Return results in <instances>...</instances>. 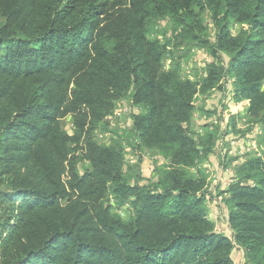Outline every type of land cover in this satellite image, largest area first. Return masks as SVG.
<instances>
[{"label": "trees", "instance_id": "1", "mask_svg": "<svg viewBox=\"0 0 264 264\" xmlns=\"http://www.w3.org/2000/svg\"><path fill=\"white\" fill-rule=\"evenodd\" d=\"M167 20L172 36L152 38ZM194 48L215 58L201 80L163 68ZM230 78L261 130L260 155L218 192L233 238L210 217L200 166L217 131L190 127L197 96ZM126 98L134 146L165 159L155 180L125 175V131L97 140ZM0 186V264H235L236 244L264 264V0H0Z\"/></svg>", "mask_w": 264, "mask_h": 264}, {"label": "rangeland", "instance_id": "2", "mask_svg": "<svg viewBox=\"0 0 264 264\" xmlns=\"http://www.w3.org/2000/svg\"><path fill=\"white\" fill-rule=\"evenodd\" d=\"M208 21H210L209 17L207 18V22ZM210 27H212L211 24ZM232 28L233 33L236 34L239 25L233 24ZM171 29L172 26L168 20L160 21L151 29V37L159 39L164 43L166 42L167 37L172 36ZM228 59L227 55L224 54L222 56V61H224L225 64ZM213 61H215V58L208 50L194 48L192 54L187 59L181 60L180 62H178L174 52L168 53L163 68L168 70L178 65L184 78L191 77L192 79L201 80L206 75L207 65ZM232 79L233 78H230L226 81L225 91L214 90L210 95L200 94L197 96L195 101L196 112L190 125L192 129L191 132L197 136H199L200 133L205 132L204 130H206V127L211 128L213 126V130L217 131L214 150H217L218 154H216V152L214 153V151L212 152L218 156L216 157L217 162L213 163V165L215 164V166H217L212 168L210 173H208V175H210L209 181L211 184L215 179L216 182L223 179L225 175L230 176L233 173L234 176L235 165L241 162L249 154L260 155L261 153L260 145L258 144V135L261 132L260 127L257 124H251V120H248V117L245 116L247 114L246 108L248 101H237L233 98L234 90L231 86ZM117 106V110L122 114L110 120L111 124L107 129L108 131L96 130L95 134L97 140L100 143L108 144L112 141L113 137H116L117 134H114L116 129H119L121 133L122 131H125L128 140V143H126V141L124 142L126 145L127 161L124 169L125 175H127L128 179L132 182H134L137 172H140L144 177L147 176L149 178L148 181L155 180L157 178L156 169L165 162V159L156 151L145 148L137 149L134 146V134L131 131L133 122L132 114L134 112H139L140 109L132 105L130 98L119 101ZM232 115H237L236 131L228 134L226 129L228 123L231 121ZM71 122V116H67V118L62 120L63 129L66 132L72 131ZM235 156H238L239 159H233ZM227 169L229 170L227 171ZM210 191L214 194V197H220L218 193H216V189L214 190L211 186ZM221 202L222 200L220 199L212 201L209 213L211 219L216 221V224H218L219 227L222 226V228H225L224 207ZM207 204L209 206L208 202ZM114 210L126 219L130 218L128 206L121 208L115 206Z\"/></svg>", "mask_w": 264, "mask_h": 264}, {"label": "crops", "instance_id": "3", "mask_svg": "<svg viewBox=\"0 0 264 264\" xmlns=\"http://www.w3.org/2000/svg\"><path fill=\"white\" fill-rule=\"evenodd\" d=\"M215 152H216V154H218V151L217 150H214V153ZM216 157H218V156L215 155V154H213V153H211V155H210V157H208V159H204V161L202 163H200V166L204 167V169L207 171V173H210V170H212V168H215L217 166V165L215 166V164L213 165V163L217 162L216 161V159H217ZM228 170L229 169H227V171ZM232 176H233V173L230 176L225 175L223 179L218 180L217 182H216V179H215L212 184L210 183L211 184V188L213 187L214 190L216 189V193H218L220 191H225L226 188H227V186H228V184L232 180ZM146 177L147 176L144 177L145 178V181H148L149 178L148 177L146 178ZM226 194L227 193H225L224 195H226ZM215 199L222 200L223 199V195H220V197L215 196L214 199H212V198L209 197V199H208L209 200L208 201V203H209V209H210V206H211L212 201H215ZM222 206L224 207L223 213H224L225 225L226 226H224L225 228H222V226L219 227L218 224H216L217 225V228L219 230H221L222 232H224L225 234H227L230 238H233L234 234H233L232 229H231V227L229 225L227 209L225 208V206H224L223 203H222ZM218 208H219V206H218ZM232 254H233V258L235 260V264H246L245 263L244 250H243V248L241 246H239V245L236 244L235 247H234V250H233Z\"/></svg>", "mask_w": 264, "mask_h": 264}, {"label": "built area", "instance_id": "4", "mask_svg": "<svg viewBox=\"0 0 264 264\" xmlns=\"http://www.w3.org/2000/svg\"><path fill=\"white\" fill-rule=\"evenodd\" d=\"M122 113L119 110L115 111V115L110 116V119H113L114 117H117L118 115H121Z\"/></svg>", "mask_w": 264, "mask_h": 264}]
</instances>
